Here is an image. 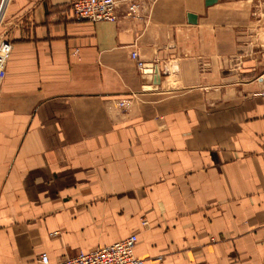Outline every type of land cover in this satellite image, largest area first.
<instances>
[{
	"label": "crops",
	"instance_id": "1",
	"mask_svg": "<svg viewBox=\"0 0 264 264\" xmlns=\"http://www.w3.org/2000/svg\"><path fill=\"white\" fill-rule=\"evenodd\" d=\"M70 1L0 0V264H264V0Z\"/></svg>",
	"mask_w": 264,
	"mask_h": 264
},
{
	"label": "built area",
	"instance_id": "2",
	"mask_svg": "<svg viewBox=\"0 0 264 264\" xmlns=\"http://www.w3.org/2000/svg\"><path fill=\"white\" fill-rule=\"evenodd\" d=\"M115 7V0H71L68 6L74 19L92 22L115 21L117 17ZM137 7L136 1H130L128 3V13L134 14ZM11 50L12 46L9 41H0V84L5 77L6 63ZM131 57L136 60L137 67L142 69L144 63L138 59L135 51L131 53ZM125 103V101H121L119 104L124 106ZM142 224L146 225V221H143ZM136 241L137 235L133 233L110 245L101 246L89 252H80L75 256L64 257L54 264H144V260L134 254ZM40 261L43 264H49L48 255L41 253Z\"/></svg>",
	"mask_w": 264,
	"mask_h": 264
},
{
	"label": "water",
	"instance_id": "3",
	"mask_svg": "<svg viewBox=\"0 0 264 264\" xmlns=\"http://www.w3.org/2000/svg\"><path fill=\"white\" fill-rule=\"evenodd\" d=\"M213 2H214V0H207V1H206L207 4H210V3H213ZM187 17H188V21H189L190 23H195V21H196V15H195V14L188 13V14H187ZM156 72H157V71H156Z\"/></svg>",
	"mask_w": 264,
	"mask_h": 264
},
{
	"label": "bare ground",
	"instance_id": "4",
	"mask_svg": "<svg viewBox=\"0 0 264 264\" xmlns=\"http://www.w3.org/2000/svg\"><path fill=\"white\" fill-rule=\"evenodd\" d=\"M138 241V240H137ZM135 250V249H134ZM135 252V251H134Z\"/></svg>",
	"mask_w": 264,
	"mask_h": 264
}]
</instances>
